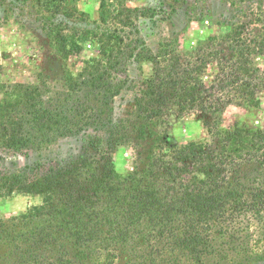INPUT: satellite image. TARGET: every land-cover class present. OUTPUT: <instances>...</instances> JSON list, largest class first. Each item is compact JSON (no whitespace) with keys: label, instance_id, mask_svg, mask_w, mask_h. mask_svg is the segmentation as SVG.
Listing matches in <instances>:
<instances>
[{"label":"trees","instance_id":"obj_1","mask_svg":"<svg viewBox=\"0 0 264 264\" xmlns=\"http://www.w3.org/2000/svg\"><path fill=\"white\" fill-rule=\"evenodd\" d=\"M24 1L44 15L48 37L63 60L82 52L87 43L97 49V59L85 62L76 76L65 71L68 97L90 87L107 99L111 86L104 63L119 58L125 40L138 34L136 20L154 16L153 10L127 6L130 0H97L98 21L112 29L79 31L56 22L82 19L78 0ZM263 39L256 42L262 52ZM129 41L130 57L152 66L135 99L142 122L139 137L152 131L163 106L171 103L181 112L199 113L211 140L177 144L166 133L157 135L142 154L141 167L133 166L126 178L112 169L110 150L122 139L116 141L108 130L107 150L65 164L0 171V198L41 199L0 221L4 246L10 248L7 264H223L228 259L224 246L241 250L253 221L261 225L256 229H264V182L240 177L245 162H257L264 171V124L255 126L249 118L262 109L258 94L264 89V72L247 59L260 48L235 42L239 49L229 60L232 65L219 62L214 79L205 81L203 65L211 62L184 65L175 40L161 43L156 53L141 38ZM4 93L0 83V153L39 149L91 123L80 124L71 116L73 110L47 105L35 84H26L20 96ZM229 97H236L246 113L225 128L220 117ZM94 122L102 127L101 120Z\"/></svg>","mask_w":264,"mask_h":264},{"label":"rangeland","instance_id":"obj_2","mask_svg":"<svg viewBox=\"0 0 264 264\" xmlns=\"http://www.w3.org/2000/svg\"><path fill=\"white\" fill-rule=\"evenodd\" d=\"M127 6L154 11L153 17L136 20L138 34L129 35L130 39L141 38L153 53L157 52L161 43L175 40L184 65L189 62L198 67L202 62H211L203 65L207 66L202 69L205 81L214 79L219 62L224 66H227L226 63L232 65L234 50L239 49L237 45L246 43L250 47L260 48L256 42L264 38V0H130ZM77 8L84 14L82 19L65 21L61 17L56 22L63 21L64 26L71 30L103 32L107 28L112 29L98 21L97 0H78ZM44 21V15L31 2L0 0V83L5 92L3 95L20 96L26 84H35L40 87L47 105L68 112L73 110L70 114L80 124L91 123L82 129L75 127L73 135L55 139L39 149L32 148L22 154L1 152V172L21 171L36 163L65 164L79 156L94 154L96 150H107V130L114 132L116 141L122 139L118 141L121 142L119 147L131 145L135 149L132 167H141L142 154L146 156L156 136L162 133L169 135L177 144L211 140L203 123L198 121L201 119L199 113L181 112L171 103L163 106L166 109L162 119L154 123L152 131L139 137L142 122L138 121L135 99L144 88V81L151 74L152 66L146 62L137 63L134 57H130L131 47H127L132 46L130 39L125 40V48L119 58L104 63L111 86L107 99L102 97L103 93L90 87L79 89L69 98L64 86L65 71L76 76L85 62L97 59L98 52L87 43L82 52L63 60L53 48ZM235 42H238L237 45ZM260 50L258 54L247 56L251 62L248 65L264 72V48L263 52ZM258 96L262 109L249 116L255 126L264 124V89ZM225 100L227 106L220 119L226 128L243 118L246 110L237 104L236 97ZM83 108H87V112ZM96 120L103 122L102 127L94 122ZM117 148L116 145L112 146V157ZM240 177L243 181L244 178L248 179L250 183L257 177L264 182V171L257 162H245L240 165ZM35 199L23 195L0 198V221L25 212L36 205L33 202ZM4 205H7L6 209ZM255 226L261 228L259 223L253 221L249 235L245 233L242 238L241 250L224 246L228 259L223 264H264V229L259 230ZM0 234V264H7L11 261L10 248L4 246L5 237L3 233Z\"/></svg>","mask_w":264,"mask_h":264},{"label":"clouds","instance_id":"obj_3","mask_svg":"<svg viewBox=\"0 0 264 264\" xmlns=\"http://www.w3.org/2000/svg\"><path fill=\"white\" fill-rule=\"evenodd\" d=\"M135 149L129 145L127 147L120 146L117 148L116 153L112 158V169L115 175L119 178H126L131 171L134 170L132 162L135 160ZM35 204H40L41 199L37 197L34 201ZM5 209L7 205L3 206Z\"/></svg>","mask_w":264,"mask_h":264}]
</instances>
